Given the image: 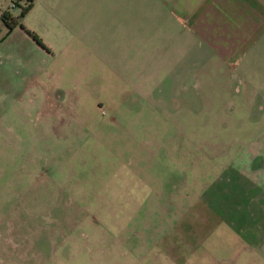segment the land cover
<instances>
[{
	"label": "rangeland",
	"instance_id": "1",
	"mask_svg": "<svg viewBox=\"0 0 264 264\" xmlns=\"http://www.w3.org/2000/svg\"><path fill=\"white\" fill-rule=\"evenodd\" d=\"M10 1L0 0L16 23L7 34L0 24V264H264V115L221 112L223 99L204 107L192 92L123 97L117 66L145 84L160 69L122 45L107 64L99 41L118 37L116 19L98 15L77 38L52 1L22 16ZM188 59L172 65L174 88L196 71Z\"/></svg>",
	"mask_w": 264,
	"mask_h": 264
},
{
	"label": "crops",
	"instance_id": "2",
	"mask_svg": "<svg viewBox=\"0 0 264 264\" xmlns=\"http://www.w3.org/2000/svg\"><path fill=\"white\" fill-rule=\"evenodd\" d=\"M45 1L53 2V15L77 38L90 32L98 15L116 19L122 27L118 37L107 35L99 41L108 38L101 57L109 66L107 53L115 45L130 49L138 63L148 54L154 66L159 64V75L147 84L135 72L117 66L116 72L125 73L123 81L129 83L121 96L137 92L136 96L176 99L189 98L192 92L204 107L213 102L210 99H223L216 103L221 112L253 114L254 119L264 115V0ZM94 43L85 48L95 47ZM180 53L188 56L196 71L176 80L174 88L170 74ZM234 97L242 103H232Z\"/></svg>",
	"mask_w": 264,
	"mask_h": 264
},
{
	"label": "trees",
	"instance_id": "3",
	"mask_svg": "<svg viewBox=\"0 0 264 264\" xmlns=\"http://www.w3.org/2000/svg\"><path fill=\"white\" fill-rule=\"evenodd\" d=\"M20 1L22 2V5L19 7L18 16H22L30 8L31 5V0H20ZM16 2L17 0H11L9 3V7L12 8L13 6H15L17 4ZM0 21L2 22V24L6 29L5 34H7L11 30V28L16 24L15 21L9 16V14L6 11H2L0 13ZM24 32L28 34L31 37V39L34 40V42L40 45V43L32 33H29L26 30H24Z\"/></svg>",
	"mask_w": 264,
	"mask_h": 264
},
{
	"label": "flooded vegetation",
	"instance_id": "4",
	"mask_svg": "<svg viewBox=\"0 0 264 264\" xmlns=\"http://www.w3.org/2000/svg\"><path fill=\"white\" fill-rule=\"evenodd\" d=\"M247 166V165H246ZM232 170H234V171H238L239 170V172H242L243 170H241V169H238V167H235V168H231Z\"/></svg>",
	"mask_w": 264,
	"mask_h": 264
}]
</instances>
